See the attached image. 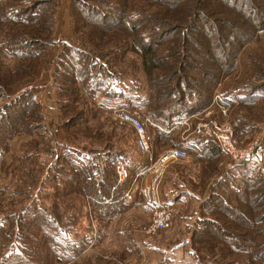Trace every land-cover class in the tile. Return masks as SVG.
I'll use <instances>...</instances> for the list:
<instances>
[{
  "label": "rangeland",
  "instance_id": "374dc122",
  "mask_svg": "<svg viewBox=\"0 0 264 264\" xmlns=\"http://www.w3.org/2000/svg\"><path fill=\"white\" fill-rule=\"evenodd\" d=\"M122 1L0 0V264H142L139 249L125 237L114 240V248L105 244L108 227L112 224L119 230L135 216V210L143 219L135 231L143 237L137 241L160 243L163 254L164 244L168 247L173 237H179L181 247L191 240L193 264H215L213 260L219 258L218 264H224V258L232 255L218 247L217 255L212 256L210 249L202 248L204 244L197 246L200 217L210 214L213 201H206L215 194L224 199V206H236L238 189L246 191L249 182L255 185V223L264 228L261 167L252 162L254 170L245 169V174L236 177L219 166V156L204 162L202 172L201 164L192 168L185 161L168 167L164 194L175 204L182 201L173 212L178 215V226H174L173 216L168 230L153 236L145 233L152 210L141 195L145 174L139 178L137 174L147 170L149 161L137 149L135 131L133 134L127 125L113 119L111 112L123 108L146 120L148 131L156 134V149L162 144L176 146L169 145L171 141L147 117L166 104L153 102L158 92L133 36L144 30L158 35L162 30L178 32L180 26L171 21L156 29L157 21L150 16L140 20L141 8L148 9L146 0H131V8L127 4L126 11L135 20L127 22L118 13L124 8ZM166 3L167 7L158 4L156 11L167 10L174 2ZM154 10L152 5L149 11ZM176 41L186 40L163 42L158 52L170 53L168 49ZM181 50L182 59L175 58L180 74L172 81L178 89L182 81L192 87L188 77H200L192 70L194 65L200 67V60ZM97 74L95 87L92 77ZM217 76L210 102L191 115L193 123L209 119L231 123L240 147L260 145L264 149V29L241 48L233 66ZM107 89L120 93L109 96ZM192 89L202 93L205 88L195 83ZM176 95L169 101L176 100ZM223 105L227 114L222 112ZM181 133L176 140L180 141ZM91 156L105 164L103 179L93 173ZM119 162L130 168V176L123 181L116 174ZM189 190L201 199L187 196ZM126 195L135 196L142 206L137 209L127 204ZM93 201L115 205L113 210L120 212L103 220L102 208L93 206ZM219 216L218 224L224 227L233 221L225 211ZM255 237V243L264 247V229ZM182 258V252L171 247L161 261L184 264ZM255 264H264V254L256 257Z\"/></svg>",
  "mask_w": 264,
  "mask_h": 264
},
{
  "label": "trees",
  "instance_id": "16d2710c",
  "mask_svg": "<svg viewBox=\"0 0 264 264\" xmlns=\"http://www.w3.org/2000/svg\"><path fill=\"white\" fill-rule=\"evenodd\" d=\"M168 1L174 2L169 9H159L156 11L158 4L167 7V0H146L148 9L141 8L139 18L143 20L150 16L151 21H157L155 24L156 29H161L164 23L168 25L171 21L177 22L180 26L178 32L172 31V33H167V30H162L158 35L154 33L150 34L149 31L144 30V34L139 32L133 36L134 46L143 58L144 67L151 85L158 92V95L153 98V102L159 105L166 104L162 107H156L152 113L147 114V117L154 127L164 130L171 129L178 121L190 117L195 111L202 110L201 108L210 102L213 89L218 83L216 80L217 74L220 71L231 68L241 48L252 40L257 31L264 29V0ZM130 3L131 0H123L121 4L124 8L120 7L121 9L118 12L120 18L126 21L134 20L133 14L129 10L126 11L127 4L128 8L132 7ZM152 5L155 8L153 12L149 11ZM126 21L125 23L129 22ZM160 21H163V23ZM243 21H248V23L245 24ZM222 26L229 27L222 29ZM183 38L186 41L182 43L176 41L168 49L170 53L158 52V46L161 43ZM181 48L200 60V67L196 68L197 66L194 65V68H192V70L199 72L200 77H188V81L192 87L195 83H202L205 88L202 89V93L194 91L192 87H188L186 81H182L180 89L182 87L186 89L184 93L183 90L179 91L180 89L172 82L175 74H180L176 72L180 65H178L175 58H177L176 55H179L182 59ZM173 56L174 61L171 63L169 58H173ZM98 75L92 77V84L95 87L96 82H99ZM107 75L110 74L107 73ZM182 76L185 79L186 75L182 74ZM106 93L109 96H116L120 92L116 90L108 91L107 89ZM173 94H177V97L176 100L171 102L169 100ZM186 102L191 103L189 107H186ZM204 139L200 143V147L206 158L211 160L222 156V149L215 140ZM192 150L195 151V149ZM249 186L245 188L246 191L238 189V203L236 206L233 204L224 206L223 203L225 201L222 197H218L216 194L210 196L206 201H213L210 214L200 217V232L198 231L197 246L204 244L202 248L206 249V251L210 249L212 256L217 255L218 247L229 253V256L232 255L228 259L224 258L226 260L224 264H255L256 257L259 254H264V247H261V244L255 243V235L261 234L264 228L255 223V192L253 191L255 185L252 186V183L249 182ZM243 203L244 206L242 207ZM109 204L97 205L93 201V206L102 208L103 212L101 216L103 220H107L112 214L120 212L118 210L114 211L115 205ZM222 211L232 216L231 219L233 221L229 220L231 224L227 225V227L220 225L221 216L219 214ZM260 217L264 219V214L260 215ZM224 221L228 222V220ZM219 243H225V245L217 246ZM195 244L196 240H193V245ZM217 260H213L215 264H218Z\"/></svg>",
  "mask_w": 264,
  "mask_h": 264
},
{
  "label": "built area",
  "instance_id": "2783aa9c",
  "mask_svg": "<svg viewBox=\"0 0 264 264\" xmlns=\"http://www.w3.org/2000/svg\"><path fill=\"white\" fill-rule=\"evenodd\" d=\"M227 106H222V112L227 114ZM112 118L131 125L135 131L136 146L141 155L149 161L147 167V180L142 187L141 193L145 204L151 208L152 216L145 228L147 234H158L168 230L173 225V214L170 207L162 198V184L168 167L177 161H186L191 154L180 147L168 148L159 155H154L148 139L147 121L142 120L134 112L123 108H116L111 112ZM193 132L196 136L213 139L221 147L229 161L233 164L253 162L261 167L264 174V149L260 145L240 147L238 145L234 126L228 122H220L216 119L200 120L196 122ZM93 173L97 178L103 179L105 164L97 156H91ZM116 174L119 181L130 176V169L124 162L116 165Z\"/></svg>",
  "mask_w": 264,
  "mask_h": 264
},
{
  "label": "crops",
  "instance_id": "0c3cea01",
  "mask_svg": "<svg viewBox=\"0 0 264 264\" xmlns=\"http://www.w3.org/2000/svg\"><path fill=\"white\" fill-rule=\"evenodd\" d=\"M192 118L193 117L190 116V117L184 118L183 120L178 121L176 123V125H174L171 129L164 130V129H161L159 127L158 128L156 127V130H159L160 132H163L165 134L168 141H171L169 145L173 146L172 143H176V146L177 145L181 146V148H183V149L188 150V148H190V150H188V151L191 154V156L185 162H188V165L192 168H195L196 166H200V164H201L200 172H202L204 169L203 163L208 162L209 159L206 158V156H204L205 154L202 152V149L200 147V143L203 142V140H205V139L202 137L196 136L193 132V128H194L195 124L193 123ZM120 122H122V121H120ZM122 123L127 125L133 131V134H134V129L131 125H129L125 122H122ZM180 131L182 132L180 134L181 139H180V141H178V139L176 140V138H177L176 134H178ZM150 132L151 131L149 130L148 131V139H149L150 145L152 147V152L154 153V155H159L160 153H162L163 151L168 149V148H166L168 146L166 144H162L161 149H156L157 148V147H155L156 145L154 146V143L157 139L156 134L152 135V133H150ZM163 143H165V141H163ZM176 146H174V147H176ZM169 148H172V147H169ZM191 149H195V151H193V150L191 151ZM137 153H138V151H137ZM139 153H138V155H139ZM142 163H141V166H144V163H145L144 159L142 160ZM218 164H219V166H221V167L223 166L224 168H226L228 171H230V173L232 175H234L236 177L241 176L242 174H245V172H247L245 169H249L251 171V170H254L256 167L251 162H243V163H239V164H233L229 161V159L227 158L226 154L223 151H222V157H221ZM142 169H143V167H142ZM143 174H145V175H144V179H142L143 184L141 186V190H142V187L144 185V182L146 181L145 179L147 178V172L145 169H143V170H139L138 174H137L138 178ZM200 179H201V177L199 178V180H195V181L199 182ZM164 184H165V182H164ZM164 188H165V186H164ZM164 188H163V184H162V198H163L165 204H167L170 207L172 214L174 216V222H175L174 226L177 227L178 223H179L178 222L179 218H178V215L175 216L173 212L175 211L177 204H180L182 201L179 200V203H177V204L168 201V199L165 197V194H164ZM141 195H142V193H141ZM190 195L191 196L193 195L194 197L201 199V195L198 193H193L190 191V194L187 196L190 197ZM142 198H143V196H142ZM126 200H127V204H132L134 208H137V206H142V204L140 203V200L135 199V196L131 197V195H126ZM135 213H136L135 216H133V218H130L127 221L126 225L120 227L119 230H115L114 225H112V224L108 227V235L106 236V242H105V244H109L108 248H114L112 245L114 240L122 239L123 237H125L124 238L125 241H129L135 248L139 249L138 253L141 256L139 261L142 264H163L161 260L163 259V256H164V258L166 257V253H167L168 249H170L171 247L175 248L176 253L182 252V257H183L182 260H183L184 264H193L192 258H191V253L189 251V246H188L191 244V240H188V241L185 240L183 247H181L178 243L179 237H173V239L169 243L168 247H166L167 243L164 244L165 251L163 252V254H161V252H160V248H159L160 243H157L154 241H146V242L137 241V237H143V236L135 233V231L137 230V227L142 226L143 219L141 218L139 212H137L135 210ZM138 214H139V216H138ZM175 230L172 233H175ZM148 235L153 236L156 234H148ZM172 245H174V246H172ZM158 249H159V251H158ZM187 249H188V252H187ZM164 253H165V255H164ZM160 255H162L161 256L162 259H161ZM171 261H174L175 263L177 262V260L175 258H172Z\"/></svg>",
  "mask_w": 264,
  "mask_h": 264
}]
</instances>
